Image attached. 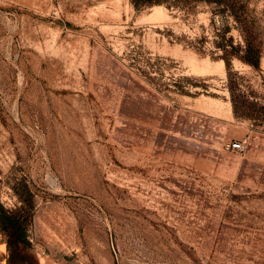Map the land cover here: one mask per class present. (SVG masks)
Here are the masks:
<instances>
[{"label":"rangeland","instance_id":"1","mask_svg":"<svg viewBox=\"0 0 264 264\" xmlns=\"http://www.w3.org/2000/svg\"><path fill=\"white\" fill-rule=\"evenodd\" d=\"M0 208V264H264V0H0Z\"/></svg>","mask_w":264,"mask_h":264},{"label":"built area","instance_id":"2","mask_svg":"<svg viewBox=\"0 0 264 264\" xmlns=\"http://www.w3.org/2000/svg\"><path fill=\"white\" fill-rule=\"evenodd\" d=\"M245 139L243 140H237V141H233L229 144L228 147H230L231 149H236V150H243L244 146H245Z\"/></svg>","mask_w":264,"mask_h":264},{"label":"trees","instance_id":"3","mask_svg":"<svg viewBox=\"0 0 264 264\" xmlns=\"http://www.w3.org/2000/svg\"><path fill=\"white\" fill-rule=\"evenodd\" d=\"M12 220V217L4 209L0 208V222L12 223Z\"/></svg>","mask_w":264,"mask_h":264}]
</instances>
